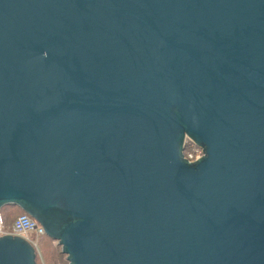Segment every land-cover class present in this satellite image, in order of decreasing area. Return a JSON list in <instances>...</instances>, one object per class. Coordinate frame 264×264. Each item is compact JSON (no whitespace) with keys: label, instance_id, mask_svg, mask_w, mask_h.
<instances>
[{"label":"water","instance_id":"1","mask_svg":"<svg viewBox=\"0 0 264 264\" xmlns=\"http://www.w3.org/2000/svg\"><path fill=\"white\" fill-rule=\"evenodd\" d=\"M7 205L69 264H264V0H0Z\"/></svg>","mask_w":264,"mask_h":264},{"label":"built area","instance_id":"2","mask_svg":"<svg viewBox=\"0 0 264 264\" xmlns=\"http://www.w3.org/2000/svg\"><path fill=\"white\" fill-rule=\"evenodd\" d=\"M190 144L195 146L194 147L195 150L189 151V149L186 148L185 157L189 161H194L197 159V155L199 156L203 155V150L197 145H195L193 142H189L188 145ZM5 222L6 220L1 210L0 211V236L10 233V234L24 237L29 242H31V244L35 247L36 252H37V257L38 256L42 257V253H41L38 241L42 237H45L46 233H45V229L36 220H34L30 215L22 212L18 214V216L14 219L10 230L7 229Z\"/></svg>","mask_w":264,"mask_h":264},{"label":"rangeland","instance_id":"3","mask_svg":"<svg viewBox=\"0 0 264 264\" xmlns=\"http://www.w3.org/2000/svg\"><path fill=\"white\" fill-rule=\"evenodd\" d=\"M194 147H195L194 145L190 144V145H188L187 148L189 149V151H194L195 150ZM18 209H20V208H18ZM18 209L16 207L4 209V214H5L6 219H7V225L6 226H7L8 230L11 229L12 222L20 213ZM5 224H6V222H5ZM47 237L48 236H45V238L42 237L38 241V244L40 246V250L43 249V245H44V248L46 251H47V249L50 250L49 244L46 242L47 240H45V239L49 238V237L48 238ZM43 238H44V241H42ZM51 243H52V250L51 251L53 254L50 256L47 254L48 256L45 257L43 251H41L42 257H40V256L37 257L38 264H69V262L66 259V256L64 254H62L61 248L58 246L57 242H55L54 240L51 239ZM51 256H54V259H52V262L49 260V257H51Z\"/></svg>","mask_w":264,"mask_h":264},{"label":"trees","instance_id":"4","mask_svg":"<svg viewBox=\"0 0 264 264\" xmlns=\"http://www.w3.org/2000/svg\"><path fill=\"white\" fill-rule=\"evenodd\" d=\"M12 207H16L17 209H18V207L17 206H13V205H7V206H5L4 208H2V213H3V215H4V217H5V220H6V225H7V219H6V216H5V214H4V209H7V208H12ZM19 210V212L20 213H22L23 211L22 210H20V209H18ZM19 213V214H20ZM45 238V237H44ZM44 238L42 239V241H44ZM48 238V237H47ZM45 240H47L46 242L49 244V248H50V250L49 249H47V251L45 250V248H44V245H43V249H41V251H43V253H44V255H45V257H47L48 255L50 256V255H52L53 253H52V243H51V239L50 238H48V239H45ZM49 240V241H48ZM42 243V242H41ZM48 254V255H47ZM52 259H54V256H51V257H49V260L52 262ZM48 260V259H47Z\"/></svg>","mask_w":264,"mask_h":264}]
</instances>
